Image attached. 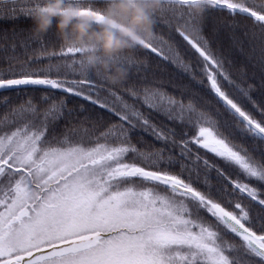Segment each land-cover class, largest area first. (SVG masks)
Listing matches in <instances>:
<instances>
[{
    "label": "snow or ice",
    "instance_id": "obj_1",
    "mask_svg": "<svg viewBox=\"0 0 264 264\" xmlns=\"http://www.w3.org/2000/svg\"><path fill=\"white\" fill-rule=\"evenodd\" d=\"M46 2L0 0V20L32 18ZM108 3L64 0L78 16L92 17L95 26L104 23ZM198 3L249 18L264 32V3L257 0H160L156 22L171 12L178 21L175 31L198 54V64L171 45L165 52L167 41L154 34L137 47L192 80L199 71L224 112L213 117L191 100L185 103L152 86L127 91L149 111L193 128L192 135L158 128L135 104L105 89L76 47L42 50L20 68L0 70V93H45L44 108L29 97L11 117L0 119V264H264V188L259 187L264 186V163L230 139L238 134L264 143V123L222 87L220 78L234 82L199 34L191 11ZM164 22L172 26V20ZM113 60L139 70L133 57ZM40 62L42 67H33ZM236 87L251 99L246 89ZM102 91L107 92L103 98ZM57 94L90 102L119 122L87 140L49 137V128L67 111L66 98ZM137 129L161 147H137L131 142ZM198 149L235 167L244 179L226 174ZM212 172L220 187L213 186ZM245 199L258 206L256 222Z\"/></svg>",
    "mask_w": 264,
    "mask_h": 264
},
{
    "label": "trees",
    "instance_id": "obj_2",
    "mask_svg": "<svg viewBox=\"0 0 264 264\" xmlns=\"http://www.w3.org/2000/svg\"><path fill=\"white\" fill-rule=\"evenodd\" d=\"M257 2L264 3V0H257ZM183 11L187 12L188 10L183 9ZM156 17H160L159 11ZM165 19L172 20L171 27L165 24ZM195 22L200 28L199 34L208 41L212 54L223 62L224 70L229 73L234 82L229 84L220 78L224 90L255 119L264 123V115H261V110H264V32L251 19L241 15H230L227 10L208 9L202 17L196 16ZM177 23L178 21L173 18L171 12L166 13L164 18L159 19V22H156L155 19L154 35L167 41V44L164 45L165 52H167L168 46L171 45L179 50L186 61L195 66L198 64V54L175 31ZM179 23H183V21H179ZM33 27L32 18L21 17L15 21L0 20V70L7 71L9 66L20 68L39 55L42 50H58L63 46L57 34L55 22L42 39L33 37ZM188 35L195 37L197 33L188 31ZM157 46H160L159 42H157ZM120 55L133 57L139 70L132 69L126 64L123 65L122 67L127 70L128 74L119 86L111 85L100 74L98 82L103 83L105 89H113L130 104H135L158 128L166 131L172 128L178 135L185 131L188 135H192L194 132L191 127L175 124L166 119L164 115L156 111H149L128 95V89L134 88L140 91L144 86H152L164 90L185 103L191 100L197 109L204 110L213 117L224 112L217 98L211 93L206 78L199 71L196 73L197 80H192L188 74L177 69L169 61H165L140 47L126 50ZM43 63L33 64V67H42ZM88 71L94 74L97 73L95 70L88 69ZM236 85L246 89L251 99L244 97ZM44 94L43 90L0 93V119L5 116L11 117L12 110L24 104L29 97L41 108H44L45 105L41 102V97ZM106 95V91L101 92V98ZM5 98L7 99L5 100ZM60 98H66L67 111L63 119L49 128V137L61 138L67 134L74 139L84 138L87 140L98 136L112 124L119 122L118 117L114 114L78 97L57 94V99ZM230 139L237 146H243L253 159L264 163V143L238 134L231 136ZM131 142L141 149L161 147V144L154 140L151 135L139 129L132 133ZM193 147L195 149V146ZM198 151L202 156H207L210 161L218 164L226 174L234 179L237 176L241 180L244 179L235 167L225 164L214 157L213 154L206 153L203 149H198ZM175 171H178V169ZM211 176L213 186L220 187L222 181L217 180L216 173L212 172ZM197 187L203 190V185L197 184ZM259 187L264 188V186ZM220 202L226 208L231 209V204H227L223 199ZM243 202L252 207L253 221L256 222L258 206L253 205L247 199ZM209 219L211 218L209 217Z\"/></svg>",
    "mask_w": 264,
    "mask_h": 264
},
{
    "label": "clouds",
    "instance_id": "obj_3",
    "mask_svg": "<svg viewBox=\"0 0 264 264\" xmlns=\"http://www.w3.org/2000/svg\"><path fill=\"white\" fill-rule=\"evenodd\" d=\"M159 8L160 0H109L104 23L95 26L92 17L78 16L64 0H47L32 16L33 37L42 39L55 22L63 46L78 48L87 69L119 86L128 73L113 58L152 39ZM191 11L202 17L206 9L198 3Z\"/></svg>",
    "mask_w": 264,
    "mask_h": 264
}]
</instances>
